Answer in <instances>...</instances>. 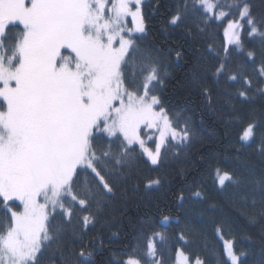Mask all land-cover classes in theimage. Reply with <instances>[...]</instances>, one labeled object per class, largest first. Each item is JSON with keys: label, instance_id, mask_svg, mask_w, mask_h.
Wrapping results in <instances>:
<instances>
[{"label": "snow or ice", "instance_id": "snow-or-ice-1", "mask_svg": "<svg viewBox=\"0 0 264 264\" xmlns=\"http://www.w3.org/2000/svg\"><path fill=\"white\" fill-rule=\"evenodd\" d=\"M145 3L0 0V264H264V0Z\"/></svg>", "mask_w": 264, "mask_h": 264}, {"label": "trees", "instance_id": "trees-1", "mask_svg": "<svg viewBox=\"0 0 264 264\" xmlns=\"http://www.w3.org/2000/svg\"><path fill=\"white\" fill-rule=\"evenodd\" d=\"M157 3L159 4L158 9L155 7ZM173 4L174 0H146L144 7L145 15L147 17V23L149 24L152 34L155 35L157 39L164 35L162 29L167 23L168 10L172 7ZM166 95V103L170 105L171 109L174 110V113L183 110L184 114L187 115L189 112H191L192 106L186 100H178L174 95V90L171 85H169ZM180 119L182 120L183 117H180ZM213 131L214 130L211 127L206 126L203 129L204 137L206 139L212 137ZM216 134L218 135V132ZM213 147H215V145H213ZM169 171H171V169H169ZM151 175H154V173H152ZM206 188L208 189L209 196H211V184L207 185ZM138 211L142 214L144 209L142 208L140 210H137L135 208V205L131 204L129 206L128 214L132 217H135ZM237 231L239 232V237L237 239V248L248 249L250 247V242L245 237L248 234H251L255 239L258 228L252 225L241 224L237 228ZM105 239H108L107 234L105 235ZM206 243L208 245L207 248H204L203 243L201 244V247L203 249V252L207 255L209 264H212V253L218 251L219 242L215 238H213ZM113 247H116V245L114 244Z\"/></svg>", "mask_w": 264, "mask_h": 264}]
</instances>
